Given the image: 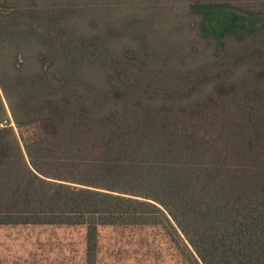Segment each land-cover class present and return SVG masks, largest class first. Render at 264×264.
<instances>
[{
  "label": "trees",
  "instance_id": "1",
  "mask_svg": "<svg viewBox=\"0 0 264 264\" xmlns=\"http://www.w3.org/2000/svg\"><path fill=\"white\" fill-rule=\"evenodd\" d=\"M60 1L0 0V227H84V264L129 226L185 264H264V0L192 4L190 68Z\"/></svg>",
  "mask_w": 264,
  "mask_h": 264
},
{
  "label": "rangeland",
  "instance_id": "2",
  "mask_svg": "<svg viewBox=\"0 0 264 264\" xmlns=\"http://www.w3.org/2000/svg\"><path fill=\"white\" fill-rule=\"evenodd\" d=\"M74 1L77 6L82 3L84 8L90 5L84 15L91 20V28L104 20L113 28L134 29V37L124 32L118 34L114 45L118 51L135 48L137 37L149 39L154 48L171 54L174 64L184 68L201 64L211 54L198 37L199 21L191 9L199 0ZM242 2L262 3L261 0ZM76 22L83 28L89 24L84 18ZM85 235L81 226L0 227V264H84ZM98 264H185V261L162 228L129 226L99 229Z\"/></svg>",
  "mask_w": 264,
  "mask_h": 264
}]
</instances>
